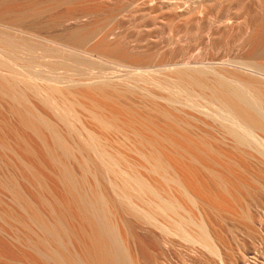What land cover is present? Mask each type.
Returning <instances> with one entry per match:
<instances>
[{
	"label": "bare ground",
	"instance_id": "obj_1",
	"mask_svg": "<svg viewBox=\"0 0 264 264\" xmlns=\"http://www.w3.org/2000/svg\"><path fill=\"white\" fill-rule=\"evenodd\" d=\"M60 6L66 7L63 13L47 21L40 19ZM115 13L111 11L104 22ZM102 14L100 0H0V236L22 247L18 252L0 248V264H137L127 246L137 230L130 234L132 226L126 225L127 216L122 219L123 212L160 231L164 239L152 241L153 248L167 247L175 239L197 251L207 248L219 257L222 254L204 222L205 210L211 208L224 223L223 214H228L248 230L253 218L248 206L241 204V196L253 199L256 209L264 204V21H258L260 33L252 37L247 62L241 60V66L237 65L243 75L234 76L229 71L219 74L215 66L175 64L164 53L133 55L131 51L141 48L144 41L110 44L116 32L105 23L84 34L73 30L62 35L53 30ZM250 21V17L245 21L249 28ZM91 56L122 69L116 74L112 66L111 72L104 73L101 70L106 65L100 68L103 63ZM222 63L231 65L237 60ZM90 66L95 75L88 76ZM140 83L153 86L147 84L145 89ZM21 85L44 108L49 107L45 111L57 114L70 135L83 144L70 143L47 114L39 111L40 105L29 103ZM151 87L167 95L159 96L148 90ZM80 97L85 101L81 103ZM133 97L139 102H132ZM105 105L115 112L105 111ZM73 114L79 127L66 119ZM152 118L163 122L161 133L157 128L162 125L156 127ZM202 128L216 130L217 136ZM114 138L127 145L135 162L127 153L113 149ZM213 143L228 149H215ZM159 144L174 149L167 156L176 167L158 152ZM180 158L196 170L199 159L220 167L223 172L202 166L219 197L204 191L179 164ZM177 167L186 174L187 183ZM140 169L153 180L144 178ZM103 173L104 184L119 203L104 190L98 177ZM192 210L199 213V219L190 216ZM217 240L222 243L221 238ZM135 243L140 251L146 244ZM228 261L243 264L245 258L228 256Z\"/></svg>",
	"mask_w": 264,
	"mask_h": 264
},
{
	"label": "rangeland",
	"instance_id": "obj_2",
	"mask_svg": "<svg viewBox=\"0 0 264 264\" xmlns=\"http://www.w3.org/2000/svg\"><path fill=\"white\" fill-rule=\"evenodd\" d=\"M18 1L25 3V1L28 2L29 0H18ZM41 1H43V0H41ZM86 1H92V0H86ZM148 1H150V2H148ZM147 3H148V5H147ZM100 5L104 8L105 14L88 16L87 18L80 19L79 21H77L75 23L73 22V24L71 23L67 26H60V27L57 26V28H54L53 30L56 31V33L62 34V35H64L66 32L68 33V32H71L73 30L77 31L79 34H81V33L84 34V33H87V31L90 32V31L94 30L100 24L103 25L105 23L106 26H108V28H111V29L113 28L114 32H116L115 37L113 39L108 40V42L110 44H113L114 41L115 42H118V41L124 42V40L126 41V39L131 40V41H135V40H139L140 42L144 41L143 46L141 48H137V49L132 50V46H129V49L132 50L131 52H133V55L134 54L137 55V54H141V53L154 54L155 52L156 53H164L166 55V58L169 61H171L172 63L175 62V64H179L182 66L186 64L185 66H187V67H193V66L198 67L200 65L201 67H205V68L208 67V69H213L212 66L213 67L215 66L214 71L218 72L221 70L218 73L224 74V75L229 74V73H232L233 75L235 74L236 76H242L243 75V73L238 68L241 66L239 63L241 62V60H242L241 63L247 62V60H248L247 55L251 52V50L253 48V45H252L253 38H256L260 33V27H259L258 21L259 20L264 21V0H100ZM61 7H63V6H60L59 9L56 8L54 11H52L53 13L50 12V13L43 14L44 15V16L42 15L43 19H42V16L40 17V19L42 21H47L49 18L52 17V15L63 13L66 10V7H63V8H61ZM177 7L178 8L180 7V8L177 9ZM110 10L116 11V13L114 14V17L113 16L111 17V20L109 22L108 21L104 22V20L106 18H108V15L111 12ZM249 17L251 20L249 22L250 28L245 25V21ZM253 19H254V21H253ZM223 22H226V24ZM227 23H228V25H227ZM257 23H258V26H257ZM224 24L226 25L225 27H224ZM248 29H250V30H248ZM248 31H250V32H248ZM247 32H248V34H247ZM253 34H254V36H253ZM49 46L54 47L53 44H49ZM87 49H90L89 46H88V48L86 47L84 50H87ZM139 52H141V53H139ZM244 54H246V55H244ZM91 57L93 58V60H98L97 63L98 62L103 63V64H100V68H102V65L104 67L107 64V62H105L103 59H100V58L98 59V57H96V56H91ZM91 57H89V58H91ZM229 60H232V61L234 60V62H236V60H237L238 64L236 63V64L230 65V63H233L231 61L228 64L222 63V62H229ZM36 63L41 64L40 61H38ZM196 64H198V65H196ZM96 65H99V64H96ZM218 65H219V67H217ZM225 65H226V68L224 69ZM237 65H238V67H237ZM112 66H113V68L111 69ZM91 67L92 66H90L89 70H92V71H90V72L87 70V68L86 69L84 68L82 70L88 71L89 72V73H87L88 76L91 75V73H92V75H95V74H93V73H95V70L93 69L94 67L92 69H91ZM96 67L97 66H95V68ZM106 67L105 68L107 71L105 70V68H102L105 71L104 70H101V71H103L104 73L105 72L109 73L110 69L114 71V69L117 68L119 71L117 69H115L114 72L116 74H119L120 69H122L121 67L111 65L110 63H108V65H106ZM222 67H223V69H222ZM97 68L99 71L97 69H96V71L99 73L100 72L99 66ZM215 68L218 70H215ZM31 70H38V69L31 68ZM82 70H80V72H78V73H81V75L83 73L82 76H85L86 72L85 71L82 72ZM227 71H229V73ZM221 72H223V73H221ZM154 78H156V77H154ZM157 79H159V78H157ZM147 84H145V85H147ZM149 84H148V86H153V84H151V85H149ZM140 85H141V83H140ZM145 85L142 84L141 87L142 86L145 87ZM144 87H142V88H144ZM19 88L23 89V86L21 85V86H19ZM151 88L153 89V87H151ZM145 89H146V87H145ZM148 90L149 91L155 90L154 91L155 94H157L159 96H162V95L166 96L167 95L165 90H161V89H157V88H154L153 90H150V89H148ZM23 91L25 92L26 90L23 89ZM27 92L28 91L25 92V95L28 94L26 96L29 97V98L27 97L29 100V103L34 104V102H35V104L40 105V106L36 105L40 109L39 111L41 112V110H43L45 113H43V111H42V113L45 115L47 114V117H49L50 120H52L57 125L56 128L58 127V129H59V130L58 129L57 130L59 132H61L69 140L70 143H75L78 141V138L76 136L72 135V132L70 135L69 131L65 128L66 126L62 122L59 121L57 114L55 115L53 111H49L51 109H47L45 111V109L49 108V107L44 108V106H42L40 104V101H37V99H35L36 97L35 98L33 97L32 93H29V92L27 93ZM79 99L81 100V101L79 100L81 103L85 101L81 97ZM38 100H39V98H38ZM132 100H134V101H132L134 103L139 102V99L136 97H133ZM97 102H99V101H97ZM122 104H123V102H122ZM102 105H104V104H102ZM41 108H43V109H41ZM110 108L111 107H109L107 105H105V107H104L105 111H107V109H109V111L115 112V109L111 108L112 109L111 110ZM76 110L79 113V115L83 114V113H80L81 111L78 109V107H76ZM48 114H49V116H48ZM116 114H119L118 116L122 115L120 113H116ZM70 116L67 117L66 119L68 121H71V123L76 125V127H79L77 121L74 120L76 118V115L73 114ZM84 117L83 118L81 117V118L84 119ZM121 117L122 118L119 117V119H121V121H123V116H121ZM8 119L10 120V118H8ZM84 120H86V119H84ZM84 120H83V122H84ZM151 120H152V123L155 121L154 125L156 127H158L159 125H162V126H159L161 128L164 127L163 122L161 120H159L160 122H158L157 120H154L153 118ZM10 121H13V119ZM81 122H82V120H81ZM84 124L88 125V122L86 123V121H85ZM159 127L157 129H158V132L161 133L164 130V128L161 129ZM137 129L139 130L140 133H141V131L144 133V134L141 133V134H143V136L147 135V133H148V132L146 133V131L141 130L139 128H137ZM198 129L201 131L200 128H198ZM202 130L206 131L211 136L215 135L213 137L217 136L216 130L213 131V129L210 130V129H203V128H202ZM73 136H74V138H73ZM147 136H144V137L149 139L150 138L149 133ZM72 140H74L75 142ZM80 141L81 140H79L77 142L79 145H80V143H79ZM112 142H113L112 147L114 150H120L119 152L120 153L122 152L123 154L127 153L126 154L127 158H129V160H131V161H134L136 159L135 157H133L132 154H128V152L126 151L127 145L124 142H122L121 140H118L117 142H115V138ZM82 144L83 143L81 141V145ZM213 144H212V147L214 146L213 148H215V149H220V148L224 149V150L228 149V147H226V146L222 147V145H219L216 143H213ZM159 145H161V147ZM159 145H155V146H157V147L159 146L158 152L161 154V156H164L163 158L167 159L169 162L172 161L168 158L167 154H168V152L171 153V151H172V153H174L173 152L174 149H172V148L170 149V147H168L165 144H159ZM157 147H156V149H157ZM167 150H169V151H167ZM87 155H91V156H87ZM87 155L86 156L88 158L90 157V159H91V160L90 159L89 160L91 162H94V158H93L92 154L87 153ZM179 161H180L179 164L180 165L182 164L183 168L190 172L192 178L193 179L195 178L194 180H196V182L198 184H200L202 189L204 188L203 189L204 191H206L208 194L210 193L209 195L212 197H219V194H218L216 188L208 180L207 175H205L206 173L202 169V166L209 167V168L211 167L214 170H217L219 172H223V170L220 167H217V166L212 167L210 165V162L199 159L198 163H197V167H199L200 169L196 170L195 168L193 169L194 166L190 165L189 161L186 158H180V159H178V162ZM173 163H175V161H172L171 164H173ZM185 163H186V165H185ZM2 168H3V170L5 169L4 167H2ZM178 168L179 167H177V172L181 171V169L179 168V170H178ZM143 172L144 171L142 169L139 170V173H141L144 176V178L147 177V180L152 178V180H153V177H150V176L146 175L145 172L144 173ZM181 173L179 172L180 177H182L185 174L183 171ZM103 174H104L103 176L98 175L99 180L101 181L102 184L105 183V181H103V180H106L105 173H103ZM185 175L182 177L184 179V182H186ZM148 177H150V178L148 179ZM88 178H90L89 180L92 179L91 176H88ZM156 179H154V180H156ZM187 179H188V177H187ZM198 179H200V180H198ZM91 181H93V179ZM261 182H262V180H261ZM105 184H104V186H105L104 190L106 191V188H107L108 195L110 193L109 197L112 196V198H113L112 200H115L116 198L113 197L114 195L109 190V187L107 186L108 184L107 185H105ZM104 186L102 188H104ZM206 188H208V189H206ZM195 196H198V195L195 194ZM241 198H242V199H240V202H242L241 204L248 206V208H249L248 211L250 212V217L253 218L252 219L253 225H251L250 228H248V230H247V228H244L239 223V221L231 220L230 216L228 214L227 215L223 214L224 221L226 220L225 223L221 222L217 218L216 214L212 211L211 208H209L208 210H205L206 212L203 214L204 222L208 227L210 226L209 228L208 227L207 228L209 229V233H211L210 234L211 237L214 238L213 239L214 243H215V245L218 246L217 248H219L218 249L219 252L222 254V255H220V253H219V255L222 257H220V256L216 257L212 252L209 253V250H207V248L205 249L204 247H203L204 249H201L202 247H199L200 251H197L198 249L195 250L194 248H192L194 250L193 251L192 249H190L191 247L186 246V243L185 244L181 243V242L179 243V241H177L175 239L174 240L172 239L173 244H171L167 247L161 246V245H160L161 247L159 245L158 246L154 245V248H153V246L152 247L150 246V245H153L152 241L160 242L157 240L158 237L160 238L159 240H161V241L164 239L163 235H161L160 231H157L155 228H153L152 226H150L148 224H144L140 221H137L135 218H132V216L127 215V213L124 214V212H123L120 214H121V217L123 220H124V217L127 216V218L125 217V220H124L126 225L128 226V228L131 226L133 227V228L132 227L129 228L130 234H134L135 231L137 230L136 231L137 235H135V234L131 235V239H129L130 242H128V245H127L129 247L128 250L131 251L130 256L136 260L137 264H145V263L146 264H230L228 261V256H233V257L239 258V259L245 258V262H244L245 264H264V215H263L264 211L262 212V209L264 208V204H263L262 208L256 209V203L253 202L254 201L253 199L249 198L246 195H242ZM115 201H117V199ZM243 205H242V207L246 208V206H243ZM255 209H256V211H255ZM206 213H207V215H206ZM190 214H191L190 216L193 219H199L200 218V215L196 210H192V213H190ZM193 215H195V217H197V218H195ZM115 221L117 222V220H115ZM130 221H132V222H130ZM257 221H259V222H257ZM132 223H134V225H132ZM139 223H142V224H139ZM116 224L118 225L117 227L119 228V231L121 233H123L124 229H123L121 223L117 222ZM164 227H166V226L164 225ZM133 230H134V232L131 233V231H133ZM149 231L152 233V235H151V233H149ZM254 232H256V233H254ZM136 236H139L138 237L139 239ZM150 236L152 239L150 238ZM132 237H134V238H132ZM218 237L221 238L222 243L219 242V240H217ZM153 238H155V239L157 238L156 241ZM2 239L5 242L2 241ZM137 240H140L142 245L146 243L143 246L144 251H143V249L141 251L138 249L137 243H135V242H137ZM148 240H150V241H148ZM133 245H135V246H133ZM4 247L6 249L8 248L7 250L11 249L10 251H13V252H18V251L22 250V247L20 245L12 243L6 237L0 236V248L4 249ZM6 249H4V250H6ZM148 249L153 251V254ZM167 249H168V251H167ZM135 250L139 251V252L137 251L139 261L137 260L138 259L136 256L137 252ZM145 251H147L148 253ZM195 252H197V253H195ZM141 253H142V255H141ZM134 255H135V257H134ZM146 255H147V258L149 257V259L146 258ZM143 256L145 258H143ZM219 258H222V259L219 260ZM148 260H150V261H148Z\"/></svg>",
	"mask_w": 264,
	"mask_h": 264
}]
</instances>
